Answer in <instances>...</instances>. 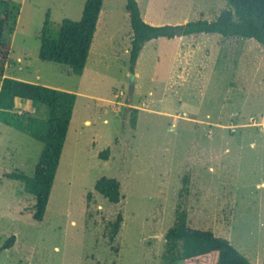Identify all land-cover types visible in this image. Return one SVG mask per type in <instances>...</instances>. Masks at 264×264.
I'll use <instances>...</instances> for the list:
<instances>
[{"label":"rangeland","instance_id":"rangeland-1","mask_svg":"<svg viewBox=\"0 0 264 264\" xmlns=\"http://www.w3.org/2000/svg\"><path fill=\"white\" fill-rule=\"evenodd\" d=\"M11 1L18 14L5 31L11 53L4 76L36 81L38 71L39 82L64 85L77 100L40 222L32 216L35 197L8 175H34L44 144L0 122V247L15 237L0 251V264H170L163 260L164 236L180 205L190 226L213 231L253 264H264V45L218 33L161 37L143 46L132 72L127 0H104L79 76L39 58L40 35L47 12L57 32L64 18H81L86 0ZM137 1L153 25L213 20L229 6ZM22 107L47 117L45 105ZM107 148L104 159L99 154ZM102 176L121 182L119 203L95 190ZM119 213L121 228L110 241L108 223Z\"/></svg>","mask_w":264,"mask_h":264},{"label":"trees","instance_id":"trees-1","mask_svg":"<svg viewBox=\"0 0 264 264\" xmlns=\"http://www.w3.org/2000/svg\"><path fill=\"white\" fill-rule=\"evenodd\" d=\"M104 0H86L79 20L64 18L58 31L47 12L40 35L39 58L54 62L76 75H82L90 54L97 23ZM224 8L213 19L197 18L181 24L153 25L146 22L137 0H127L132 30L129 57L134 71L140 51L146 42L159 38H175L191 34L218 33L224 36L254 38L264 45V0H227ZM0 122L13 127L44 144L34 175L20 171L8 177L19 180L24 191L35 197L33 218L43 221L56 174L60 165L68 130L74 113L77 93L4 76L10 59L11 45L5 37L10 20L18 14L11 0H0ZM69 72V73H70ZM21 97L45 105L47 117L16 109V98ZM139 109L133 108L131 125L137 126ZM110 148L99 156L108 159ZM95 190L112 203L121 200V182L114 177L102 176L96 180ZM92 192L87 194V202ZM123 215L119 213L108 223V236L114 241L121 228ZM188 210L177 206L174 224L165 233L163 260L170 264H253L228 239L211 230L194 228L188 223ZM15 237L9 238L0 251L10 248Z\"/></svg>","mask_w":264,"mask_h":264},{"label":"crops","instance_id":"crops-1","mask_svg":"<svg viewBox=\"0 0 264 264\" xmlns=\"http://www.w3.org/2000/svg\"><path fill=\"white\" fill-rule=\"evenodd\" d=\"M103 4H104V2H103ZM103 7V6H102ZM103 9V8H102ZM102 9H101V12H100V16H99V19H98V23H97V28H98V24H99V22H100V18H101V14H102ZM97 31V30H96ZM96 34V33H95ZM202 34V33H201ZM191 35H196V34H191ZM185 36H189V35H185ZM185 36H180V37H175V38H168V39H171V40H176V39H178V40H181V41H183V39L185 38ZM95 37V36H94ZM159 38H161V37H159ZM167 38V37H166ZM158 38H155V39H152V40H157ZM152 40H150V41H148L145 45H144V47L145 46H147V44H149ZM93 41H94V39H93ZM180 41V42H181ZM93 45V44H92ZM143 47V48H144ZM91 48H92V46H91ZM143 48H142V50H143ZM142 50L140 51V54H139V57H138V60H139V58H140V55H141V52H142ZM90 52H91V50H90ZM190 53V51H186V52H182L181 53V56L182 57H188V54ZM179 54H180V52H179ZM90 55V54H89ZM89 57V56H88ZM20 59V58H19ZM21 60V59H20ZM137 60V61H138ZM88 61V60H87ZM8 64H9V62H8ZM8 66V65H7ZM86 68H87V63H86V67H85V69H84V72H83V74L82 75H80V76H83L84 74H85V70H86ZM180 68H182L181 66H180ZM137 75H138V73H137ZM11 77H16V78H19V79H23V80H26V81H30V82H35V83H40V84H43V85H46V86H51V87H56V88H58V89H62V90H66V91H74V90H72V89H70V88H68V87H66V86H64V85H61V84H51V83H49V82H39V80L41 79V75H40V73L38 72V71H36V78H37V80L35 81V80H31V79H29V78H22V77H17V76H11ZM88 90H89V88H88ZM115 97H116V95H115ZM109 100V99H108ZM110 102H112V103H115V101H112V100H109ZM27 104V103H31V100H29V99H25V98H21V97H18V98H16V109L18 110V109H21L22 110V106L24 105V104ZM75 108V107H74ZM23 111V110H22ZM21 112V111H20ZM139 115V114H138ZM89 122V120H86L85 121V123H88Z\"/></svg>","mask_w":264,"mask_h":264},{"label":"water","instance_id":"water-1","mask_svg":"<svg viewBox=\"0 0 264 264\" xmlns=\"http://www.w3.org/2000/svg\"><path fill=\"white\" fill-rule=\"evenodd\" d=\"M135 79H136V74L135 73H131L130 74V84H129V93L130 96H132L133 92H134V88H135Z\"/></svg>","mask_w":264,"mask_h":264},{"label":"built area","instance_id":"built-area-1","mask_svg":"<svg viewBox=\"0 0 264 264\" xmlns=\"http://www.w3.org/2000/svg\"><path fill=\"white\" fill-rule=\"evenodd\" d=\"M123 94H124V92L121 91L119 95H116V97L119 98V97L122 96ZM118 103L121 104V102H119V101H118Z\"/></svg>","mask_w":264,"mask_h":264}]
</instances>
